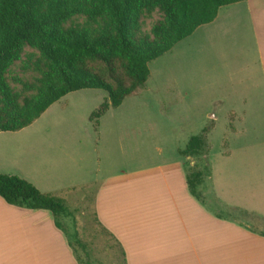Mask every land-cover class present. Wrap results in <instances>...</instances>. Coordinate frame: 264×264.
<instances>
[{
    "label": "rangeland",
    "instance_id": "1",
    "mask_svg": "<svg viewBox=\"0 0 264 264\" xmlns=\"http://www.w3.org/2000/svg\"><path fill=\"white\" fill-rule=\"evenodd\" d=\"M229 9L234 11L227 14ZM237 12L235 5L222 7L223 16L216 23L200 26L191 36L150 62V77L146 84L124 96L119 107H111L100 118L98 127L91 115L109 94L103 89H82L62 97L33 124L15 135H3L6 137L0 140V162L4 168L0 172L29 179L34 164L46 170L48 165L57 167L61 162L64 170L70 171L67 184L75 185L74 189L60 193H66L74 215L60 220L83 264H125L119 245L96 221L95 184L84 185L93 180L96 173L103 177L113 170L175 159L190 138L201 133L211 122L214 124L209 134L208 162L211 169L221 170L223 163H239L237 147L233 148L230 159L223 152L231 131L226 112L228 103L241 99V95L250 101L255 100L257 91L264 88L257 89L255 75L245 79L242 86L239 72L231 81L226 78L229 63L244 61L245 53L254 48L249 20ZM139 22L135 41L158 42L160 37L154 33V28L165 26L167 15L158 6L146 7ZM106 24L105 17L92 19L80 14L69 19L64 30L67 34L73 29H85L95 36L105 29ZM78 63L109 82L114 90L136 84L128 60L121 56L110 59L85 56L79 58ZM49 69L50 63L41 51L24 44L6 74L20 105H25L38 94L39 79ZM1 97L0 93V109H3L5 103ZM262 101L263 106L257 112L259 121L247 123L246 128L249 137H258L262 143L254 155L264 165V95ZM214 113L219 117L215 122L211 118ZM204 160L191 158L194 165L187 160L188 169L204 170ZM205 181L206 202L211 207H218V199L211 190L212 180L205 177ZM222 209L256 229L262 222L243 211L226 206ZM75 235L85 243V250L77 245Z\"/></svg>",
    "mask_w": 264,
    "mask_h": 264
},
{
    "label": "crops",
    "instance_id": "2",
    "mask_svg": "<svg viewBox=\"0 0 264 264\" xmlns=\"http://www.w3.org/2000/svg\"><path fill=\"white\" fill-rule=\"evenodd\" d=\"M230 5L237 6V13L249 20L254 48L238 65L236 61L229 63L226 78L231 81L239 72L242 86L245 79L255 75L257 89H263L264 0ZM226 11L228 14L234 9ZM221 15L220 9L211 23ZM263 95L264 90L257 91L255 100L241 95V104L239 100L228 103L231 131L223 152L230 159L237 147L239 163H223L221 170L212 168L209 179L218 207L212 209L192 195L187 160L194 162L180 154L184 148L175 159L121 168L103 177L96 173L93 180L84 183L95 184V214L124 248L126 264H264V165L254 155L262 143L258 137H249L246 128L247 123L259 121L257 112L263 106ZM211 118L215 122L219 117L214 113ZM17 132L0 131V140ZM62 163L48 165L46 170L34 164L31 177L24 178L42 192L63 198L68 206L65 194L75 185L67 184L71 173ZM2 168L0 162V171ZM62 190L66 192L63 195ZM224 206L254 215L262 222L256 229L226 213ZM0 264L80 262L68 232L56 225L51 211L11 205L0 196Z\"/></svg>",
    "mask_w": 264,
    "mask_h": 264
},
{
    "label": "trees",
    "instance_id": "3",
    "mask_svg": "<svg viewBox=\"0 0 264 264\" xmlns=\"http://www.w3.org/2000/svg\"><path fill=\"white\" fill-rule=\"evenodd\" d=\"M242 0H0V93L5 103L0 109V131L17 132L33 124L54 103L67 94L82 89H103L109 96L91 115L98 127L100 118L111 107H119L124 96L132 94L137 86H144L150 77L149 64L170 51L177 43L191 36L200 26L213 22L219 10ZM158 6L166 12L167 23L157 26L154 33L158 42L147 39L135 41L139 18L146 7ZM90 18L105 17L107 24L99 35L87 30L73 29L65 33L64 24L76 15ZM24 44L39 49L50 69L39 79L38 94L20 105L12 87L7 82V71L18 58ZM110 59L121 56L128 60L130 72L136 84L127 89L114 90L113 86L98 74L81 66V57ZM213 122L201 133L193 135L180 154L187 158H204V170L188 172L187 181L192 195L207 203L203 187L205 177L212 169L208 162V136ZM0 196L9 204L33 210H49L56 225L64 229L61 218L74 215L65 200L52 193L42 192L33 183L17 176L0 172ZM210 208L213 209L209 205ZM96 221L119 245L125 261V251L97 218ZM264 235V232L262 233ZM81 248L85 243L73 236ZM71 246L74 243L70 237ZM74 253L80 264L78 250ZM126 264V262H125Z\"/></svg>",
    "mask_w": 264,
    "mask_h": 264
}]
</instances>
